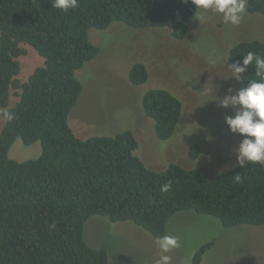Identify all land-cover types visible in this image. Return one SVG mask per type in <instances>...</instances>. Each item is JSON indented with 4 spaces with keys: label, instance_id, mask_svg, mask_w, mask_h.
Listing matches in <instances>:
<instances>
[{
    "label": "trees",
    "instance_id": "trees-1",
    "mask_svg": "<svg viewBox=\"0 0 264 264\" xmlns=\"http://www.w3.org/2000/svg\"><path fill=\"white\" fill-rule=\"evenodd\" d=\"M246 11L264 16V0H247ZM196 13L191 0H79L66 12L53 8L52 0H0V114L4 110L6 119L0 133V264H109L107 250L85 239L94 216L131 222L154 238L167 234L169 219L183 211L218 218L225 228L264 225V165H237L216 175L177 164L155 171L135 154L132 130L82 140L69 124L83 92L76 72L100 54L89 38L92 28H167L180 40ZM21 44L44 59L26 82L18 79L19 58L26 54ZM248 52L264 57V41L237 42L229 63L242 66ZM148 79L145 64L132 66L134 86ZM260 79L250 65L240 80L246 88ZM12 90L20 100L8 109ZM142 106L157 138L171 139L182 119L181 100L156 88L144 94ZM17 139L27 146L40 142L41 156L12 160ZM200 153L193 145L189 157ZM168 183L171 190L161 192ZM213 246L202 245L192 264H202Z\"/></svg>",
    "mask_w": 264,
    "mask_h": 264
},
{
    "label": "rangeland",
    "instance_id": "rangeland-1",
    "mask_svg": "<svg viewBox=\"0 0 264 264\" xmlns=\"http://www.w3.org/2000/svg\"><path fill=\"white\" fill-rule=\"evenodd\" d=\"M89 38L100 54L76 72L83 84L69 116L76 136L85 140L132 130L139 143L135 154L155 171L177 164L216 175L238 165L235 149L242 137L231 133L225 117L233 115L232 109L220 107L219 99L229 95V89L235 94L244 88L233 78L228 54L237 42L264 41V16L246 11L239 25H230L211 9L199 10L188 35L180 40L167 28L135 30L121 23L106 30L92 28ZM20 47L26 54L19 58L18 79L26 82L44 59L32 46ZM136 63L145 64L149 72L141 86L129 80ZM156 88L170 91L183 103L182 119L169 140L157 138L154 122L142 106L144 94ZM17 92L11 91L8 109L19 102ZM2 112L0 133L6 123ZM193 145L201 149L196 160L189 157ZM42 150L40 142L27 146L17 139L9 157L25 162L39 158ZM167 234L179 241V247L167 253L171 264H192L197 250L211 241L214 246L202 264H264V225L225 228L218 218L183 211L169 219ZM85 239L91 247L107 250L109 264H157L161 255L156 238L131 222L91 217Z\"/></svg>",
    "mask_w": 264,
    "mask_h": 264
},
{
    "label": "clouds",
    "instance_id": "clouds-1",
    "mask_svg": "<svg viewBox=\"0 0 264 264\" xmlns=\"http://www.w3.org/2000/svg\"><path fill=\"white\" fill-rule=\"evenodd\" d=\"M188 3L189 0H184ZM53 8L69 11L79 6V0H52ZM197 11L209 9L222 15L225 24L239 25L246 15L247 0H191ZM255 65L259 81H250L248 87L240 89L235 94L229 89V95L219 99V106L231 108L233 115L225 117L231 133L242 137L235 149L237 163L240 168L250 164L264 165V57L254 52L243 56L242 66H231L233 78L240 80L248 66ZM9 119L12 117L9 116ZM239 179V174L236 176ZM171 190V183L161 186V192ZM161 255L157 264H171V256L167 255L172 249L179 247L178 238L165 234L155 241Z\"/></svg>",
    "mask_w": 264,
    "mask_h": 264
}]
</instances>
